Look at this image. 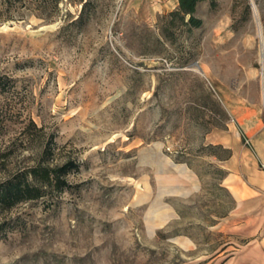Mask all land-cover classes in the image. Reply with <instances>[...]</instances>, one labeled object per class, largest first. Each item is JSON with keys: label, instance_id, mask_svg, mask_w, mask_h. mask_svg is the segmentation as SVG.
Instances as JSON below:
<instances>
[{"label": "rangeland", "instance_id": "obj_1", "mask_svg": "<svg viewBox=\"0 0 264 264\" xmlns=\"http://www.w3.org/2000/svg\"><path fill=\"white\" fill-rule=\"evenodd\" d=\"M176 6L0 21V180L43 190L0 210V264H264V192L230 191L264 182V0Z\"/></svg>", "mask_w": 264, "mask_h": 264}, {"label": "trees", "instance_id": "obj_2", "mask_svg": "<svg viewBox=\"0 0 264 264\" xmlns=\"http://www.w3.org/2000/svg\"><path fill=\"white\" fill-rule=\"evenodd\" d=\"M200 0H177V6L170 11L171 16L179 15L183 23H189L192 26H199L201 19L194 15L197 2ZM61 0H0V21L8 19H23L29 14H35L43 18L51 19L59 12V3ZM7 78L0 76V90L7 87L9 82ZM204 148L209 149V155L217 160H224L230 157L231 150L221 144H207ZM218 150L224 151V154H218ZM187 164L190 161L184 160ZM65 168L63 165L60 170ZM213 172L218 174V179H223L227 170L213 166ZM42 188L37 186L28 173L18 171L3 180H0V210H8L17 203L38 198L42 195ZM5 221L0 222V233L5 230Z\"/></svg>", "mask_w": 264, "mask_h": 264}, {"label": "crops", "instance_id": "obj_3", "mask_svg": "<svg viewBox=\"0 0 264 264\" xmlns=\"http://www.w3.org/2000/svg\"><path fill=\"white\" fill-rule=\"evenodd\" d=\"M233 155H234V153L231 155L230 158H232ZM230 158L229 159H226V160H230ZM255 184L256 185L255 186H252V187H250L248 185L247 186L244 185V187H242L241 184H239V185H233V186L230 187V191L233 193V197H234V199H235V201L237 202L238 205L242 204L243 203V200L248 195H252V194H255V193L261 195L264 192V182L258 181ZM262 244H264L263 241L257 242V244L256 243L253 244V247H256V246L257 247H261L260 245H262Z\"/></svg>", "mask_w": 264, "mask_h": 264}, {"label": "bare ground", "instance_id": "obj_4", "mask_svg": "<svg viewBox=\"0 0 264 264\" xmlns=\"http://www.w3.org/2000/svg\"><path fill=\"white\" fill-rule=\"evenodd\" d=\"M263 55H264V50H261V56L263 57Z\"/></svg>", "mask_w": 264, "mask_h": 264}]
</instances>
